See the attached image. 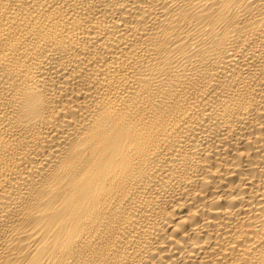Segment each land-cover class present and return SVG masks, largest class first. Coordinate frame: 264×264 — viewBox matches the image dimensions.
<instances>
[{
	"label": "bare ground",
	"instance_id": "bare-ground-1",
	"mask_svg": "<svg viewBox=\"0 0 264 264\" xmlns=\"http://www.w3.org/2000/svg\"><path fill=\"white\" fill-rule=\"evenodd\" d=\"M0 264H264V0H0Z\"/></svg>",
	"mask_w": 264,
	"mask_h": 264
}]
</instances>
